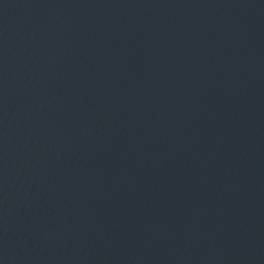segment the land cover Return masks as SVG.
<instances>
[{
    "label": "water",
    "instance_id": "1",
    "mask_svg": "<svg viewBox=\"0 0 264 264\" xmlns=\"http://www.w3.org/2000/svg\"><path fill=\"white\" fill-rule=\"evenodd\" d=\"M264 131V0H0V264H88Z\"/></svg>",
    "mask_w": 264,
    "mask_h": 264
}]
</instances>
